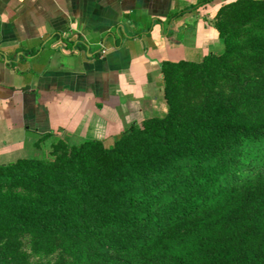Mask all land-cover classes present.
<instances>
[{"label":"trees","instance_id":"trees-1","mask_svg":"<svg viewBox=\"0 0 264 264\" xmlns=\"http://www.w3.org/2000/svg\"><path fill=\"white\" fill-rule=\"evenodd\" d=\"M214 26L221 53L163 63V116L0 163V264H264V0ZM28 233L68 257L32 263Z\"/></svg>","mask_w":264,"mask_h":264},{"label":"crops","instance_id":"crops-1","mask_svg":"<svg viewBox=\"0 0 264 264\" xmlns=\"http://www.w3.org/2000/svg\"><path fill=\"white\" fill-rule=\"evenodd\" d=\"M201 1L0 0V163L166 114L163 63L224 48Z\"/></svg>","mask_w":264,"mask_h":264},{"label":"rangeland","instance_id":"rangeland-1","mask_svg":"<svg viewBox=\"0 0 264 264\" xmlns=\"http://www.w3.org/2000/svg\"><path fill=\"white\" fill-rule=\"evenodd\" d=\"M201 70V69H200ZM199 70V71H200ZM198 71V72H199ZM197 72V73H198ZM201 72V71H200ZM193 73L196 74V71ZM183 77V75L177 74L176 82L183 83L185 80L191 79L190 77ZM219 83H222V80H218L216 88L218 89ZM64 140L63 138L56 139L50 145H48L47 149H43V153H40L38 157H51L54 156V145L56 142ZM66 141V140H65ZM68 142V141H67ZM72 143V142H69ZM23 248L28 253L29 259L32 263H53L60 257H68V246L66 245L68 242H63L61 240L56 241L54 245H44L40 242L34 235L28 233L23 238ZM69 260L72 261V257H69Z\"/></svg>","mask_w":264,"mask_h":264}]
</instances>
